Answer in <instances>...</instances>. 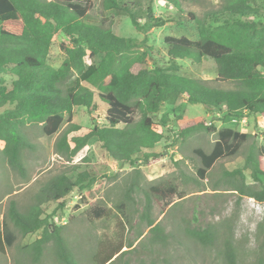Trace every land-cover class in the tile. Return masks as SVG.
I'll use <instances>...</instances> for the list:
<instances>
[{
  "label": "trees",
  "instance_id": "1",
  "mask_svg": "<svg viewBox=\"0 0 264 264\" xmlns=\"http://www.w3.org/2000/svg\"><path fill=\"white\" fill-rule=\"evenodd\" d=\"M165 1L175 10L176 18L154 19L153 0H148L145 11L129 1L99 2L103 12L125 13L139 33L172 24L173 19L195 22L197 40L164 38L169 64L160 66L152 60L154 54L146 46V39L139 41L122 37L106 23L97 25L85 21L88 11L95 4L91 0L43 3L39 0H0V155L22 179L27 177L22 152L36 148L27 134L29 128H38L44 136L51 137L66 121V128L53 144L54 153L64 161L88 163V142L96 138L113 161L134 167L137 162L152 165L160 160V154L146 150L153 149L164 139V128L170 124V118L162 114L154 120V116L160 113L164 103L176 98L184 97L190 104H199L207 113L222 114L223 122L256 114L264 119V22L259 10L253 7L255 0H219V8L201 12L202 18L183 6L196 5L198 0ZM246 18L253 20H242ZM140 20H143L142 24ZM58 32L67 38L70 48L61 45L65 59L60 67L53 68L46 63V58L52 38ZM86 55L91 59L101 56V61L79 72L73 86L65 88L71 79L72 69ZM203 61L212 62L216 67L214 83L179 74L181 66L178 62L200 65ZM148 62H151L152 68L147 67ZM6 77L12 79L11 89L5 85ZM83 83L95 88L99 100L107 105L103 118L105 124L93 123L85 135L72 136L80 130V126L72 122L73 109L83 107L94 112L97 108L93 102L94 93ZM138 112L141 118L136 121ZM174 127L178 140L201 132L217 136L209 153L201 149L193 150L200 162L196 170L200 181L206 179L218 160L234 156L248 138H253V135L230 127L217 129L202 116L176 117ZM245 170L250 171L253 185L246 183ZM71 173H75V178L69 174L53 178L40 191L39 201L26 212H19L16 203L10 202L8 212L1 220L0 254H5L6 249L17 240L9 220L22 237L40 233L34 242L19 248V255L25 254L38 264L45 244L53 241L58 262L76 264L62 237V227L52 222L50 216L42 217L41 201H53L58 209H63L74 189H89L107 175L92 170L79 171L78 166ZM136 174L139 175V172ZM226 175L237 181L230 183V191L240 198L264 203V183L261 180L264 177V146L251 144L244 167ZM140 189L139 181L133 180L124 192V200L130 202L133 194ZM148 191L144 216L153 234L151 242H162L165 236L160 226L154 225L148 217L150 197L165 212L180 194L175 186L150 187ZM91 196L92 192L87 190L80 199L87 203ZM40 197L43 199L40 200ZM89 213L99 219L110 211L91 207ZM186 233L203 246L214 244L215 231L210 227L187 228ZM122 239L118 238V243ZM99 246L96 264L113 263L127 252L123 251L126 245L122 243L113 246L100 242ZM225 260L227 264H237L230 244H226ZM17 264L23 263L20 261Z\"/></svg>",
  "mask_w": 264,
  "mask_h": 264
},
{
  "label": "rangeland",
  "instance_id": "2",
  "mask_svg": "<svg viewBox=\"0 0 264 264\" xmlns=\"http://www.w3.org/2000/svg\"><path fill=\"white\" fill-rule=\"evenodd\" d=\"M52 2L54 0H39ZM93 1L94 7L88 11L85 21L91 24L106 23L112 31L122 37L142 41L146 39V46L153 51V61L160 66L169 64L166 56L168 46L164 43L165 37H186L197 40L198 34L194 21H177L162 27H154L147 33L137 32L127 15L121 11L103 12L100 9V0ZM140 6L145 11L148 0H122ZM196 5L183 4L185 9L194 11L198 17L205 10H216L220 6L219 0H198ZM253 7L259 10L261 21L264 22V0H255ZM153 18H176L175 10L165 0H153ZM252 21L253 18L242 19ZM143 23V20H140ZM70 48L67 38L58 32L52 38L46 63L58 68L65 59L61 45ZM101 56L91 59L86 55L72 69L71 79L65 84L71 87L79 72L84 71L90 64L98 65ZM181 66V75L189 78L208 80L213 82L216 67L212 62L203 61L200 65L189 62H178ZM148 68H152L148 62ZM263 70L262 68H260ZM12 79L5 78L7 89H11ZM94 93V112L86 108L73 109L72 122L80 126V130L72 136L85 135L92 128L93 123L104 125V114L107 105L97 97V90L87 83H83ZM222 87H228L222 85ZM2 112V110H0ZM162 114H167L170 124L164 128V139L148 152L160 154V160L152 165L136 163L121 165L113 161L101 147L96 138L88 142V163H68L54 153L53 144L59 133L67 126L66 121L59 131L51 136H44L38 128L27 129V134L35 150L22 152V163L26 170V179H22L12 170L5 158L0 155V230L2 216L8 212L11 201L16 203L19 212H26L37 201L40 191L45 189L49 182L58 175L71 173L75 166L79 171L92 170L107 175L99 184L86 190L74 189L66 199L63 209H58L53 201H41L43 216H50L51 221L62 227V237L67 248L72 253L76 264H96L100 242L109 245H126L123 256L110 264H227L225 260L226 244L234 250L237 264H264V203L260 204L251 198H240L230 191V183L237 182L235 178L226 175L235 169L244 167L245 156L251 144L264 146V119L256 114L245 118H232L223 122L222 114L207 113L199 104H190L184 97L176 98L161 106L160 113L154 116L158 120ZM202 116L208 123L217 129L233 128L241 133L253 135L241 145L232 157L218 160L208 172L206 179L200 181L196 177V170L200 167L194 149H201L209 153L217 139L216 134L201 132L191 135L185 140L176 138L174 122L176 117L194 118ZM141 118L138 112L135 120ZM152 160V159H151ZM139 172V175L136 172ZM246 183L253 185L250 171H244ZM140 183V190L136 191L130 202L124 200V192L133 180ZM264 183V177H261ZM229 184V185H228ZM175 186L180 194L172 205L162 212L153 197H150L149 220L160 226L165 240L151 242L153 234L148 227L144 216L146 195L150 187ZM87 190L92 192L87 203L80 199ZM43 198L40 197V200ZM85 199V198H84ZM122 204V205H121ZM75 206L79 208L76 209ZM91 207H101L109 210L107 216L95 219L89 213ZM10 229L17 240L5 254H0V264H35L25 254L18 253L19 248L31 244L40 237V233L22 237L19 230L8 220ZM210 227L215 231V241L212 246H203L191 239L187 228ZM123 238L118 243V238ZM118 243V244H116ZM131 245V247H129ZM24 257V258H23ZM22 258V259H21ZM38 264H61L55 255L53 241L45 244L42 259Z\"/></svg>",
  "mask_w": 264,
  "mask_h": 264
}]
</instances>
